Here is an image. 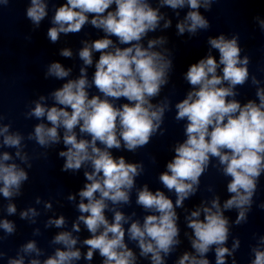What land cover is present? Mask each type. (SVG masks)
<instances>
[{"label":"clouds","instance_id":"obj_1","mask_svg":"<svg viewBox=\"0 0 264 264\" xmlns=\"http://www.w3.org/2000/svg\"><path fill=\"white\" fill-rule=\"evenodd\" d=\"M216 2L159 0L160 7L167 6L176 10L187 6L190 9L176 28L179 35L188 32L193 36L198 30L210 27L209 20L201 15L199 9L203 7L205 11H210ZM0 3L7 5L9 0H0ZM113 5L115 10L109 11ZM47 7L45 0H30V6L26 9L27 19L39 27L48 14ZM89 14L92 16L90 21ZM162 19L164 16L159 8H153L148 0H67L55 9L52 19L55 26L47 31V37L52 43L59 40L61 33H79L89 22L105 33L104 38L90 45L84 42V47L79 50V58L85 66L92 65L93 51L100 53L92 85L105 98L98 95L89 98L87 88L91 85L86 67H81L77 79L67 80L62 87L51 93L55 105L59 107H47L44 103L46 97L40 96L34 102V108L25 113L26 118H46L51 125L49 127L39 123L27 137L28 140H35L42 148L59 143L61 137L58 129H64L63 144L67 150L59 152V156L65 158L62 172L75 173L83 165H91L92 170L84 172L89 183L79 191L81 202L77 206L80 213H87L80 215L78 221L92 234L91 238L83 241L89 249L87 260H92L94 251L98 250L100 256L105 258L104 264L136 262L135 254L124 242L123 224L129 218L123 212L115 211L113 221L109 223L105 210L108 208L106 201L114 205L130 203V191L135 186V178L145 169L143 163H126L123 157L114 158L109 149H120L121 141L130 152L146 146L161 129L165 112L169 110L167 99L155 105L151 102L169 83L172 60L152 50L166 43V39L160 37L149 40L147 48L139 43L148 32L157 29ZM259 23L264 30V20ZM170 25L171 20H165L163 27L168 28ZM110 36L116 37L120 44L130 46L115 47L113 40L108 38ZM238 40V34L230 39L223 34L209 38L211 48L219 52V63L209 54L189 66L184 78L193 86V90L175 105V119L187 120V139L175 147V156L167 163V171L159 176L169 191L174 190L177 197L175 207H182L184 200L198 190L200 177L209 168L210 158H216L222 166V174L231 177L227 184L231 196L224 202L223 210H238L236 225L247 222V213L251 211L259 177L264 172V88H258L256 92L259 104L249 101L242 106L237 100L228 99L237 95L234 91L236 86H243L249 79L250 59L247 55L241 59L242 49ZM110 48L113 50L109 51ZM60 55L70 58L72 51L64 48ZM221 65L222 75H218L217 69ZM70 72L71 69H66L61 63L52 62L47 67L45 77L64 80ZM251 79L254 85L260 83L254 75ZM225 82L226 87L220 86ZM121 97L128 103L120 107L114 106L108 99ZM0 119L3 117L0 116ZM9 127L0 126L3 145L16 148V157L31 168L28 155L22 152L24 137L19 132L10 134ZM77 127L80 133L88 134L91 139H78L75 131ZM163 134L160 131V135ZM97 142L104 145V148L98 147ZM41 155L46 158V153ZM10 160L12 156L8 152L0 156V194L7 199L20 195L22 184L29 179L28 173L16 163H7ZM68 200L74 201L75 196L69 195ZM36 202L39 203V199ZM136 203L158 214L145 216L142 225L139 221L132 222L127 229L129 239L137 242L141 256L151 254L152 264H164L161 253L168 255L179 244L173 201L159 190L155 193L149 191L145 185L138 190ZM45 207L51 208V204ZM259 207L264 209V203ZM201 211L204 213L203 220L199 219ZM7 212L9 215L15 214L16 206L9 204ZM37 215L34 208L20 213L21 219ZM190 215L187 226L193 230L195 238L191 240V246L198 255L185 253L178 264H209L204 257L213 245H217L216 264H225V256L232 255L239 248L240 241H234L232 250L222 246L229 236V221L223 215L219 198L211 201V207L197 208ZM64 224L65 218L60 216L50 219L46 226L61 228ZM0 228L7 234L15 231L14 224L8 220L0 221ZM73 230L80 231L79 223L73 225ZM52 243L62 244L66 250L58 248L54 256L46 259L43 264H71L73 260L81 258L80 250L75 248L77 238L71 232L58 233ZM259 244L264 245V237L260 238ZM22 251L41 254L34 241L25 244ZM252 251L255 258L251 264H264V250L254 247ZM9 264H24L23 257L10 259ZM30 264H40V261L33 259Z\"/></svg>","mask_w":264,"mask_h":264}]
</instances>
